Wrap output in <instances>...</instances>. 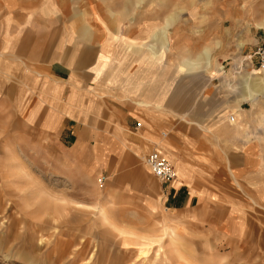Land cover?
<instances>
[{
    "label": "rangeland",
    "instance_id": "obj_1",
    "mask_svg": "<svg viewBox=\"0 0 264 264\" xmlns=\"http://www.w3.org/2000/svg\"><path fill=\"white\" fill-rule=\"evenodd\" d=\"M63 10L95 21L102 32V18H114L123 40L140 42L142 54L158 52L161 82L174 70L177 92L216 117L233 116L243 155L252 148L264 159V69L255 57L264 39V0H65L63 6L0 0V264H264V200L238 189L237 178L241 200H232L228 155L226 176L206 180L203 201L166 211L160 183L140 165L94 169L69 143L24 120L26 107L15 105L23 84L15 82L6 37L13 38L17 11L34 29L35 18L46 21ZM121 42L112 43L113 56ZM126 53L117 71L123 76L127 67L130 77L142 62ZM179 62L190 71L179 70ZM251 70L263 76L250 84L253 98L242 99L241 82ZM221 92L223 107L215 99Z\"/></svg>",
    "mask_w": 264,
    "mask_h": 264
},
{
    "label": "crops",
    "instance_id": "obj_2",
    "mask_svg": "<svg viewBox=\"0 0 264 264\" xmlns=\"http://www.w3.org/2000/svg\"><path fill=\"white\" fill-rule=\"evenodd\" d=\"M56 1L62 6L65 2ZM85 13L89 11L85 9ZM66 15L63 10L46 21L35 18L31 29L17 11L13 38L11 33L6 37L8 58L15 65V82L23 84L24 89L22 96L15 95V105L26 107L25 121L69 143L78 154L86 155L94 169L140 165L137 169L154 177L143 161L157 151L177 172L170 183L154 177L161 185L166 211L187 210L203 201L206 180L226 176L224 154L228 155L230 167L226 169L233 178L232 200H241L236 178L238 189L248 188L254 200H264V159H256L252 148L243 155L246 144L228 117H216L218 114L205 111L202 104H191L185 92H177L174 70L168 68L167 81L161 82L158 52L147 50L142 54L140 42L123 40L114 18H102L107 29L102 32L93 20ZM118 38L122 40L121 51L113 56L112 43ZM123 51L142 62L130 77L127 67L123 76L117 71ZM183 62L177 64L179 70L190 71L188 65L179 66ZM263 75L257 70L245 72L240 87L242 99L253 98L250 84ZM15 89L21 91L22 87ZM215 99L223 107V93ZM239 102L237 113L243 110ZM171 127L173 132L163 139L161 131Z\"/></svg>",
    "mask_w": 264,
    "mask_h": 264
},
{
    "label": "built area",
    "instance_id": "obj_3",
    "mask_svg": "<svg viewBox=\"0 0 264 264\" xmlns=\"http://www.w3.org/2000/svg\"><path fill=\"white\" fill-rule=\"evenodd\" d=\"M255 57L257 65L264 68V39L256 49ZM229 122H234V117L229 116ZM139 125L137 124V127ZM144 164L150 173L161 183H170L176 179V172L173 165L161 156L157 151L151 152L144 158Z\"/></svg>",
    "mask_w": 264,
    "mask_h": 264
},
{
    "label": "bare ground",
    "instance_id": "obj_4",
    "mask_svg": "<svg viewBox=\"0 0 264 264\" xmlns=\"http://www.w3.org/2000/svg\"><path fill=\"white\" fill-rule=\"evenodd\" d=\"M261 69V68H260ZM264 69V68H263ZM259 76H257V79H258ZM106 212V206L103 205L101 208H100V215H103L104 213ZM101 217V216H100Z\"/></svg>",
    "mask_w": 264,
    "mask_h": 264
}]
</instances>
